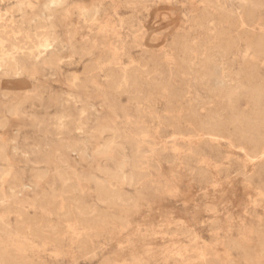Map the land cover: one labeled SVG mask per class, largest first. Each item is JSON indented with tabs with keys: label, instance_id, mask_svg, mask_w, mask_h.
<instances>
[{
	"label": "rangeland",
	"instance_id": "obj_1",
	"mask_svg": "<svg viewBox=\"0 0 264 264\" xmlns=\"http://www.w3.org/2000/svg\"><path fill=\"white\" fill-rule=\"evenodd\" d=\"M251 1L0 0L1 264H264V128L216 88L264 86Z\"/></svg>",
	"mask_w": 264,
	"mask_h": 264
},
{
	"label": "bare ground",
	"instance_id": "obj_2",
	"mask_svg": "<svg viewBox=\"0 0 264 264\" xmlns=\"http://www.w3.org/2000/svg\"><path fill=\"white\" fill-rule=\"evenodd\" d=\"M223 5H224V2L218 5L221 10H224V6ZM261 5H262V2L261 3L260 2H256L254 0H252L250 2V4L248 5V7L246 9V17H247V20L249 22H255L257 20L256 11H257V9L260 8ZM81 9H82V11L84 12L85 15L89 16L91 19L93 18V16H92L93 15V12H92V9L91 8L86 7V6H82ZM109 27H111V26L110 25L105 26V28L103 30L104 31L107 30L106 28H108L109 31L113 30V27H111L110 29H109ZM201 29H205V27L202 25L201 26ZM216 35H217V33H216ZM214 37H218V36H214ZM37 44H38L37 45L38 47H46L47 46V39L41 37ZM254 46H255V48L257 49V51L259 53H262L264 55V39L257 38L254 41ZM229 47L230 46L227 45L226 46V49L227 48L229 49ZM3 60H2V62L5 64V62H7V61H5V60L3 61ZM151 72L154 74L156 72V70L154 68H151L150 69L149 67H147L146 73H151ZM244 75H246V73ZM253 75L254 74H252V76ZM235 76L237 77V75H235ZM227 77L228 76L227 75H224V74H219V76L216 77V78H218L217 79V86H216V88L218 90V94H219V97H220V100H221V102H220V104H221V108H220L221 109L220 110L221 113H219L220 116H218L221 119L219 118L220 120L218 122L221 121V123H219V124L223 128H225L227 126H231L232 129H233V136L236 139H238L239 141H242V142L247 143L251 147V150H252V153H253L254 156H257V155L260 156V155H262L261 140H260V137H257L256 136V134L258 133L259 129L264 128V108L260 107V105H259L261 103V101H259V100L261 98L263 99V97H264V86L254 85V84L253 85L250 84L249 86L246 85L247 86L246 88L245 87H242L240 84L239 85H236V86H233V85H230V82H229V80L230 81H232V80L229 77H228L229 79H227ZM247 78H249V77L247 76ZM251 80H253V79H251ZM130 90L132 92H137L138 87H137V79L136 78L135 79L132 78V81L130 82ZM240 90H243V91L248 92L249 94H251V96L253 98L252 100H253V103H254V109H252L253 111L251 110L252 111V114L249 115V116H247V117H243L241 114H240L241 115L240 116L239 113L237 114V112L235 111L236 110V107H235L236 104H235V100L234 99L235 98L237 99V96H239L238 94H239ZM215 92H216V89H215ZM226 107H228L227 109L230 108V110L232 111V113L230 112L231 116L230 117L227 116V118H226L227 120H229V122H227V123L225 121V115H226L225 113L227 112V111L225 112ZM238 140H236V141H238ZM16 148H17L16 145H14L12 147V150H14ZM7 149H8L7 143L4 142V141H2L1 138H0V160L1 161H7L8 160V155L6 154V150ZM107 154H108L107 147H102V148H100V149H98L96 151V157H94V160L99 159L101 157H104ZM260 158H262V157H260ZM259 177H260V175H259ZM33 180H35V179H33ZM26 186H31V184H26ZM105 197H108V196H105ZM101 200H103V199H101ZM79 210H78L77 213L80 215ZM83 215H85V214H83ZM25 222L28 223V225H30L31 227L32 226L34 228H38L39 227V226H37L38 224H36V222H37L36 219H32V220L31 219H25ZM22 223H20L19 229H21ZM6 228L8 229V227H6ZM258 252L260 254H264V236L262 237V241L260 242V245H259V248H258ZM4 257L5 256L0 252V264L3 263V261L5 262L6 259Z\"/></svg>",
	"mask_w": 264,
	"mask_h": 264
}]
</instances>
